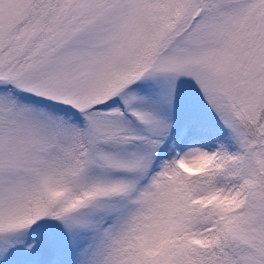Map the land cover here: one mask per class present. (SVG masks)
<instances>
[{
    "label": "snow or ice",
    "instance_id": "snow-or-ice-1",
    "mask_svg": "<svg viewBox=\"0 0 264 264\" xmlns=\"http://www.w3.org/2000/svg\"><path fill=\"white\" fill-rule=\"evenodd\" d=\"M0 264H264V0H0Z\"/></svg>",
    "mask_w": 264,
    "mask_h": 264
}]
</instances>
